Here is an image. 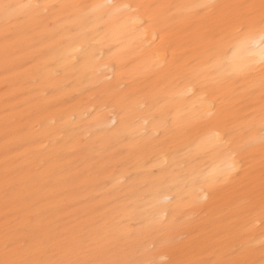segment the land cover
<instances>
[{
  "label": "bare ground",
  "instance_id": "bare-ground-1",
  "mask_svg": "<svg viewBox=\"0 0 264 264\" xmlns=\"http://www.w3.org/2000/svg\"><path fill=\"white\" fill-rule=\"evenodd\" d=\"M261 2L0 0V261L264 264Z\"/></svg>",
  "mask_w": 264,
  "mask_h": 264
},
{
  "label": "snow or ice",
  "instance_id": "snow-or-ice-1",
  "mask_svg": "<svg viewBox=\"0 0 264 264\" xmlns=\"http://www.w3.org/2000/svg\"><path fill=\"white\" fill-rule=\"evenodd\" d=\"M21 7H34L39 8L40 5H28V6H20V5H13L9 3L0 4V12H2L3 17L5 19V22H11L18 14L19 9ZM47 7V6H45ZM203 8H207L209 10L213 9L214 5H203L201 6ZM249 7H255V6H249ZM260 12H259V18L257 19L256 16L253 13H248L245 16L240 17L238 20L232 21L229 20L228 24L229 26H235L238 24V31L242 33H247L248 37L251 38L255 32L258 30L260 33V40L264 42V0H262L261 5L259 6ZM225 37H217L215 35L210 36V40L213 42V44L222 43L223 39ZM211 47L209 48V59H212L211 54ZM262 100H264V97H262ZM260 131H261V143L264 145V107L261 108V125H260ZM251 146V141H244L240 143L237 146V152L234 154V162L230 165L231 171H236L238 168L242 167L243 162V155L247 152L248 148ZM239 155L240 159H235V156ZM231 179V172L224 177L225 182ZM16 241L14 240H6L5 241V250L6 254L10 250H15L16 247ZM238 249L233 250V255L236 254ZM0 264H42L41 261L35 260V259H5L0 261ZM62 264H102V262H98L95 260H88V261H67L62 262ZM150 264V262H149ZM201 264H208V262H201ZM212 264H248L247 261H235V262H229V261H214Z\"/></svg>",
  "mask_w": 264,
  "mask_h": 264
}]
</instances>
